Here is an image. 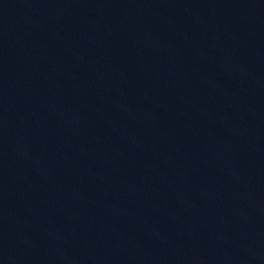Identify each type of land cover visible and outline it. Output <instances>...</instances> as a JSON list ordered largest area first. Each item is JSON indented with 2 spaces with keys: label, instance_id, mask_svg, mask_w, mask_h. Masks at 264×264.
I'll use <instances>...</instances> for the list:
<instances>
[{
  "label": "water",
  "instance_id": "1",
  "mask_svg": "<svg viewBox=\"0 0 264 264\" xmlns=\"http://www.w3.org/2000/svg\"><path fill=\"white\" fill-rule=\"evenodd\" d=\"M0 264H264V0H0Z\"/></svg>",
  "mask_w": 264,
  "mask_h": 264
}]
</instances>
